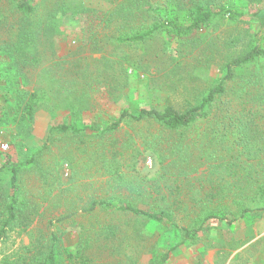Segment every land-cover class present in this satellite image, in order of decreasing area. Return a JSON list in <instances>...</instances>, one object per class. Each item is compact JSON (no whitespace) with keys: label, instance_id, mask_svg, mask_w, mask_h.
<instances>
[{"label":"rangeland","instance_id":"rangeland-1","mask_svg":"<svg viewBox=\"0 0 264 264\" xmlns=\"http://www.w3.org/2000/svg\"><path fill=\"white\" fill-rule=\"evenodd\" d=\"M19 1L0 0V137L9 144L6 154L15 162L37 157V164L21 173L23 185L32 194L26 189L23 192L42 207V217L31 229L44 235L48 230L60 233L67 247L78 244L83 234L98 233L99 241L107 242L95 245V253L101 257L96 264H153L150 250L173 248L181 239L178 232L151 224L142 227L133 215L107 211L79 212L72 219L51 225V229L49 223L82 206L80 196L86 199L107 195V179L98 172L104 167L103 161L97 159L102 149H117L121 152L119 160L129 163L132 151L146 142L143 138L152 139L158 134L159 127L151 122H129L105 136L90 131L80 136L72 132L59 134L51 129L77 121L103 130L125 109L162 110L173 105L183 110L187 101L196 102L200 93L221 77L222 65L229 56L243 50L249 32L258 27L243 17L196 42L182 44L157 35L142 44L143 48L136 44L117 48L112 39L114 27L108 18L112 0H42L34 17L19 11ZM80 2L84 4L78 7ZM243 82L239 80L237 84L241 86ZM33 92L39 105L33 121L26 124L23 110L14 105L18 93L28 97ZM63 155L74 158L81 175L89 174L80 175L77 182H90L92 177L93 185L90 183L85 191L70 189L71 182L66 180L71 167L60 161L62 190L67 191L62 193L53 186L49 188L54 190L53 196L45 201L41 196L47 194V184L60 185L56 166ZM5 159V154L0 156V166ZM140 160L122 170L132 164L142 176H155L159 165L154 157L148 154ZM236 202L238 208L249 205L242 197ZM258 205L251 204L255 208ZM238 208L231 214H239ZM190 211L191 208L188 214ZM254 213L233 225L209 224L196 240L179 247L168 264H264V212ZM227 217L233 220L234 216ZM135 227L150 236L137 235ZM18 233L15 229L6 243L0 242V264L30 243L27 235Z\"/></svg>","mask_w":264,"mask_h":264},{"label":"trees","instance_id":"trees-1","mask_svg":"<svg viewBox=\"0 0 264 264\" xmlns=\"http://www.w3.org/2000/svg\"><path fill=\"white\" fill-rule=\"evenodd\" d=\"M41 1L20 0L17 8L24 16L34 17ZM83 4L80 2L77 6ZM243 17L251 19L258 30L249 32L243 50L229 56L222 65L221 77L202 91L196 102L187 101L183 110L173 105L162 110L140 108L132 112L125 109L103 130L83 122L79 125L77 121L51 129L59 134L72 132L80 136L90 131L105 136L129 122L155 123L159 127L158 134L152 139L143 138L146 142L132 151L129 163H139L149 154L159 166L155 176H142L136 165L130 164L131 168L122 170L129 163L119 160L120 151L102 149L97 159L103 161L104 167L98 172L107 179V195L86 199L80 196L82 206L51 221L50 229L51 225L72 219L79 212L133 215L142 227L151 224L181 235L177 245L169 250H150L153 264H168L179 247L196 240L209 224L233 225L252 212H264V0H112L108 16L114 27L112 39L117 48L124 44L143 48L142 44L157 35L182 44L196 42ZM125 69L123 67V72L127 73ZM239 80H244L241 86L237 84ZM17 95L14 107L23 110L28 124L38 109V96L34 92L28 97L22 93ZM130 144L135 145L131 141ZM3 154L6 159L0 166V242L6 243L9 234L17 229L19 236L30 238V243L22 245L2 264H96L101 260L95 253V245L107 241H99L98 233L95 236L83 234L78 244L67 247L60 233L48 230L44 235L42 231L31 229L36 219L42 217V207L34 197L30 200L23 192L26 189L32 194L23 185L21 173L36 165L37 157L15 162L12 156L0 151V156ZM60 161L71 167V175L66 180L71 182L70 189L85 191L92 184V177L90 182L79 184L81 173L74 158L63 155L56 166L60 185L49 183L47 188L44 185L47 194L41 198L45 201L53 196L54 190H49L53 186L62 193L67 191L62 190ZM82 175L89 177L87 172ZM53 181L56 183L55 179ZM240 197L244 202L246 198L249 205L238 208L236 200ZM253 203L259 205L255 208L251 206ZM235 208L239 214H231ZM229 214L234 216L233 220L227 219ZM136 228L133 232L137 235L150 236Z\"/></svg>","mask_w":264,"mask_h":264},{"label":"built area","instance_id":"built-area-1","mask_svg":"<svg viewBox=\"0 0 264 264\" xmlns=\"http://www.w3.org/2000/svg\"><path fill=\"white\" fill-rule=\"evenodd\" d=\"M8 150H9V144L5 141H2L0 137V151L8 152Z\"/></svg>","mask_w":264,"mask_h":264}]
</instances>
